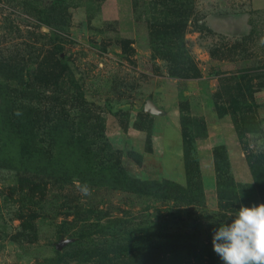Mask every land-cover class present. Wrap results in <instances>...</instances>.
Listing matches in <instances>:
<instances>
[{"label":"rangeland","instance_id":"rangeland-1","mask_svg":"<svg viewBox=\"0 0 264 264\" xmlns=\"http://www.w3.org/2000/svg\"><path fill=\"white\" fill-rule=\"evenodd\" d=\"M181 104L205 125L197 203L153 185L185 186ZM251 170L264 182V0H0V264H222L213 232L254 205Z\"/></svg>","mask_w":264,"mask_h":264},{"label":"trees","instance_id":"trees-1","mask_svg":"<svg viewBox=\"0 0 264 264\" xmlns=\"http://www.w3.org/2000/svg\"><path fill=\"white\" fill-rule=\"evenodd\" d=\"M56 4L58 2H55ZM65 13V11L63 12ZM62 14V12H61ZM60 15V12H59ZM55 24L58 30V35L61 36V31L63 28L61 17L55 20ZM47 24V23H45ZM58 36V37H59ZM180 111V136H181V151H182V162H183V172L185 178V186L177 188L175 183L168 182H161L160 184L154 183V187H169L172 188L171 191L177 192V195L181 196L180 199H185L189 202H200L202 201V190L199 183V172H198V164L195 156L194 149L192 148V137L198 133L205 132V125L202 120L200 119H193L188 121L185 116H183L182 112L184 111L183 105H179ZM220 113V111H217ZM188 128V131L186 130ZM212 160H213V167L216 174V183L217 189L222 191L219 192V196L226 199V200H236L238 198L237 192L233 194V191H236V185L238 193L243 187L239 186L238 184L233 182L231 177L224 178L227 174L228 170V163L226 154L224 149L220 147H216L212 150ZM251 167V165H250ZM252 169V168H251ZM253 176V183L251 186H244L247 193H251L253 197H250L246 200V203L250 204H257L259 202V198L262 199V195H264V182L259 181L257 179V174L253 170H251ZM118 177L121 178V175L118 174ZM127 181L126 179H124ZM128 182V181H127ZM133 182V181H132ZM139 187H144L145 184L140 182H133ZM230 190L232 196H224L223 193ZM245 192V191H244ZM243 192V193H244ZM242 194H240L241 196Z\"/></svg>","mask_w":264,"mask_h":264},{"label":"clouds","instance_id":"clouds-1","mask_svg":"<svg viewBox=\"0 0 264 264\" xmlns=\"http://www.w3.org/2000/svg\"><path fill=\"white\" fill-rule=\"evenodd\" d=\"M77 190L90 195L87 184L73 180ZM234 219L215 229L212 237L213 251L222 264H264V204L245 207L229 214Z\"/></svg>","mask_w":264,"mask_h":264},{"label":"crops","instance_id":"crops-1","mask_svg":"<svg viewBox=\"0 0 264 264\" xmlns=\"http://www.w3.org/2000/svg\"><path fill=\"white\" fill-rule=\"evenodd\" d=\"M163 116H164L163 117L164 118L163 119V127H164L163 139L162 138H159V139H157V143L155 142L158 145V148L161 149V152L159 154V157H162V158L165 156V151H168L167 148H166V143H167V129L174 127V128H176V130L178 132V128H177V124H176V120L177 119L174 120V122H175L174 123L171 120H169V118L166 116V114H164ZM173 116L175 118L176 115H173ZM205 117H206V124H207V126H210V125L211 126H219V127H222V129L223 128H226V126H228L227 123H226V120H224V119H218V118L214 117L213 114L209 110H206ZM173 124H175V125H173ZM224 137H225V135L218 134L217 135V138H218L217 139V143L218 144H223V141L222 140H224L223 139ZM219 138H222V140L219 139ZM178 140H179V137H178ZM210 147L211 146H209V149H210ZM205 152L207 153V151H205ZM205 152H203L204 153V158H205V160L207 159V162H210V157H208L209 155L206 157V153ZM180 155H181V153H180ZM175 171H171V173L173 175H176V176L179 177L180 176V169H178L176 172ZM162 172H165V170L163 169ZM245 174L249 178V175H248V173H247L246 170H245ZM237 176H239V175H237Z\"/></svg>","mask_w":264,"mask_h":264},{"label":"water","instance_id":"water-1","mask_svg":"<svg viewBox=\"0 0 264 264\" xmlns=\"http://www.w3.org/2000/svg\"><path fill=\"white\" fill-rule=\"evenodd\" d=\"M144 109H149L151 111H153L154 113H156V111L154 110V108H152V105L150 103H146L144 105ZM59 247V245H57Z\"/></svg>","mask_w":264,"mask_h":264}]
</instances>
